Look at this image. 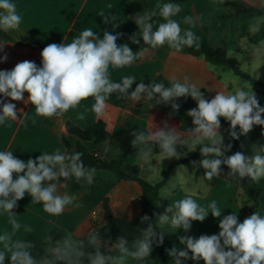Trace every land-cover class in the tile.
<instances>
[{"label": "clouds", "instance_id": "1", "mask_svg": "<svg viewBox=\"0 0 264 264\" xmlns=\"http://www.w3.org/2000/svg\"><path fill=\"white\" fill-rule=\"evenodd\" d=\"M257 6L264 10V0H258ZM156 8L165 22L159 23L154 30L156 11L135 15L138 31L129 37L133 44H140V37L145 45L153 49L167 44L174 54L185 47L200 49L196 34L190 29L183 30L182 34L180 23L172 19L181 12L180 4L164 3L156 5ZM99 15L104 23H110L113 19L104 13ZM21 21L16 4L11 0H0V30L5 33L17 30ZM183 22L195 26L191 16H185ZM262 25L264 15H254L249 21V31L258 32ZM120 35L105 31L101 38L99 33L86 28L70 43L49 44L40 53L41 66L34 61L24 60L11 70H0V95L33 105V124L38 116L61 117L89 97L94 98L91 111L98 118L106 114L109 107L106 102L113 93L118 94L117 99L134 103L154 101L152 107L162 103L171 104L173 112L180 108L175 102L178 98L191 97L196 107L186 113L192 118L193 125L186 132L178 130L168 121H163L162 127L151 121L146 131L132 133L134 139L131 143L139 149L140 158L148 161L153 156V145H158L163 159H180L199 149L203 159L191 161V164L205 170L206 180L219 177L221 166L226 165L229 169L227 177L233 181L240 182L247 178L259 183L264 178V145H253L252 156L241 151L225 155L232 145H225L220 132L221 117L229 123L226 131L234 140L246 136L254 126L264 127V107L260 105L251 82L243 81L232 91H216L211 99L205 97L196 84L190 83L187 76L183 82L171 78L167 87L162 82L145 84L141 81L130 92L136 77L124 76L120 82H114L110 79L109 67L130 66L141 59L148 49L133 52L127 43L118 45ZM4 46L5 42L0 41V52H3ZM227 55H233L231 49ZM249 55L254 61L264 64V39L251 46ZM6 60V54L0 56V62ZM258 78L259 74L256 73ZM25 92L28 93L26 100ZM0 105V124L9 118L17 119L16 104L0 100ZM78 119H84V114H78ZM178 147L187 151L178 152ZM83 155L79 151L69 153L57 148L52 153L43 152L35 159L29 157L24 161L15 157L12 151H0V212L7 214V223L11 225L10 232L5 230L0 234V264H127L129 258L145 264L153 245L163 244L165 232L162 229L165 226L188 232L193 221L203 222L209 213L214 218L221 217L222 211L215 200L204 207L187 196L170 204L163 214L154 213V222L147 214L143 215L140 222L147 223V228L141 229L131 242L126 236H118L114 243L105 241L96 230L87 231L80 239L68 233L54 242L49 233L39 241L42 254L36 253L37 243L17 236L22 225L16 219L14 209L27 194L33 204L42 203L45 212L53 215L63 213L74 204V198L67 192H58L61 178L65 181L74 178L77 183L86 182L89 185L94 182L96 169L85 166ZM218 227V234H202L198 238L180 236L179 241L184 248L173 247L165 251L173 258L174 264H183L189 259L203 260L204 264H264V216L260 212H254L242 222L237 213L232 212L219 220ZM24 231L31 233L32 229L24 226Z\"/></svg>", "mask_w": 264, "mask_h": 264}, {"label": "crops", "instance_id": "2", "mask_svg": "<svg viewBox=\"0 0 264 264\" xmlns=\"http://www.w3.org/2000/svg\"><path fill=\"white\" fill-rule=\"evenodd\" d=\"M11 2L16 4L22 21L19 29L7 32L14 41H2L5 42V46L3 52H0V56L6 54L7 60L0 62V70H11L18 62L24 60L34 61L38 66H41L40 53L44 47L52 43H70L86 28H91L94 32L99 33L101 38L105 31L114 35L119 33L121 35L117 40L118 45L133 44L129 37L138 31V26L134 22L135 15L156 11L154 30L159 23L165 22L159 16V9L156 8L158 4H180L181 12L172 19L180 23L182 34L183 30L190 29L201 42L204 38L205 28H207L209 44L214 48H224L227 52L229 49L232 52H241L246 47L245 39L248 38L242 36V27H249L252 16L264 15V10L257 6L258 0H11ZM100 13L112 17V21L104 23ZM216 13L230 14L231 17H219L215 15ZM185 16L193 17L195 26L185 24L183 22ZM254 33L249 31L250 35ZM138 39H140V44L134 45L140 49H148L141 59L123 68L109 67V76L114 82H120L124 76L136 77L130 92L134 91L136 85L141 81L148 84L149 80H153L159 75L169 80L175 77L180 82H183L184 77L187 76L189 82L196 84L200 90L206 89L209 99L215 96L216 91L231 90L228 81L224 79L225 70L217 71L203 57L180 52L174 54V50L164 47L153 49L149 45H145L142 38L138 37ZM117 95V93L110 95L106 102L109 105L106 114L99 118L91 111L94 98L89 97L81 101L77 108L69 109L61 117L38 116L35 124L31 119L35 115L33 105L25 104L23 101H12L10 98L0 95V100L16 104L18 111L16 120L9 118L4 124H0V151H12L15 157L24 161H27L29 157L35 159L43 152L52 153L57 148L69 153L76 152L79 151L77 137L66 133L67 123L70 122L79 128L86 129L102 120L107 125L106 130L93 140L86 142L87 149L105 161L118 157L120 152L124 151L126 160L123 169L126 172H131L133 167L139 164L140 175L149 181L155 178L161 170V165L155 156L158 153L153 151V156L148 161H143L140 158L139 149L132 146L131 141L134 139L132 133L137 130L146 131L151 121L162 127V122L168 120L163 118L164 115L161 112V114H156L158 110L153 109L147 100L134 103L117 99ZM24 97L26 100L27 92L24 93ZM80 113L84 114V119H78ZM171 125L180 130L178 121ZM64 136H66L69 146L65 144ZM261 145H264V142ZM94 178L117 181L115 173L105 169L96 170ZM196 180L198 182L199 179L196 178ZM122 183L134 182L119 184L124 206L132 208L138 203L140 187L138 186L140 192L137 195L127 199L121 190ZM90 188L91 185L83 182L78 191H73L70 180L60 181L58 192L60 194L67 192L74 198V204L68 206L60 215L45 212L42 203L33 204L32 198L26 194L22 200L18 201V206L14 209L17 214L16 219L22 225L17 236L26 237L37 243L35 252L42 254L39 241H42L45 235L50 233L55 242V240L61 239L62 235L73 234L76 227L91 213L89 207L83 202V197L90 191ZM129 192H132L131 186H128L126 195ZM240 193L237 185L222 177H216L213 185H210L205 179L204 187L193 189L180 186L167 192L165 209L177 200L191 196L204 207L215 200L222 214L220 218H214L209 213L203 222L193 221L188 232L182 228L175 230L165 226L162 231L165 232L163 242L166 249L173 247L183 249L184 246L179 241L180 236L187 235L198 238L202 234H218L220 231L219 220L232 212L237 213L239 221L242 222L248 216L239 202ZM75 204L80 206L75 207ZM258 212L264 216V192L259 197ZM24 226L31 227L32 232L25 233ZM5 230L10 232L11 225L7 223V214L0 212V234H3ZM73 236L79 239L74 234ZM155 250L156 247L153 245V251L145 264H160L154 255ZM127 264H139V262L129 258ZM168 264H174L173 258L169 255ZM183 264H204V261L189 259L183 261Z\"/></svg>", "mask_w": 264, "mask_h": 264}, {"label": "trees", "instance_id": "3", "mask_svg": "<svg viewBox=\"0 0 264 264\" xmlns=\"http://www.w3.org/2000/svg\"><path fill=\"white\" fill-rule=\"evenodd\" d=\"M215 15L223 18H230V14L216 13ZM208 30L205 28L204 38L201 42L200 49L197 51L195 48L185 47L180 53L190 54L195 57H203L209 65L220 66L223 69L231 70L235 75L243 78L245 81H250L252 86L259 87L255 93L258 97L259 103L264 107V82L253 78L248 73L244 72L240 68V63L227 55V50L224 48H214L208 42ZM242 36L248 37L252 44H257L260 40L264 39V25L261 26L258 32L249 34V27H242ZM1 41H14V39L7 33L0 30ZM129 47L133 52L139 51L140 47L134 44H129ZM169 50L167 44L161 46ZM138 61V60H137ZM162 82L165 86H169L171 80L166 79L164 76L159 75L153 80H149L148 84L152 82ZM207 97L206 89L200 90ZM158 98V94L157 97ZM152 107L154 101H149ZM180 105L178 111L173 112L171 104H158L152 108L161 112L165 117L173 118L179 122V129L186 132L188 128L193 127L192 118L186 113L188 110L196 107V102L191 98H178L176 101ZM264 118V116H262ZM221 127L225 130L229 128V123L220 118ZM106 123L102 120L94 123L86 129L79 128L72 123H67L66 133L73 134L77 137V147L79 152H82V161L87 167H94L96 170L105 169L115 173L117 181H110L104 178H94V182L91 184L90 191L83 197V202L89 207L91 213L85 217V219L76 227L73 234L77 238H82L87 231L96 230L100 232L101 237L107 241L115 242L118 236H126L129 241H133L135 237L139 235L141 229L147 228V223H141L140 218L147 214L154 222L156 216L154 213L163 214L165 212L166 198L161 194L162 189L168 184L171 177L172 169L178 165L188 163L192 160H201L203 157L197 151L187 154L181 157L179 160L165 166L161 175L162 178L155 183H151L144 179L140 175V165L137 164L133 167L131 172H126L123 169L126 155L124 151L120 152V155L109 161H105L97 154L90 152L86 147V142L93 140L95 137L101 135L106 130ZM253 129H257L261 132V136L264 139V127L254 126ZM237 131L239 129L237 128ZM64 142L69 146V142L64 136ZM225 145L231 144L232 149L235 152L242 151L240 147V138L234 140L230 137L229 140L224 141ZM153 151L159 153L158 145L154 146ZM229 169L222 167V172L219 177H222L235 185H237L241 191L239 196V202L246 213L250 216L254 212L259 210V197L264 192V178L259 183H253L245 178L243 181L236 182L230 177H227ZM71 181V188L73 191H78L82 183H77L75 179H69ZM216 177L211 181H208L210 185L215 183ZM64 181L63 178L60 180ZM121 182H134L140 187L141 193L137 198V204L132 208H127L123 203V196L119 188ZM251 204V206H249ZM155 257L159 260L160 264H168V254L165 251L166 247L163 242L160 246H155ZM102 251L105 249L102 248Z\"/></svg>", "mask_w": 264, "mask_h": 264}, {"label": "rangeland", "instance_id": "4", "mask_svg": "<svg viewBox=\"0 0 264 264\" xmlns=\"http://www.w3.org/2000/svg\"><path fill=\"white\" fill-rule=\"evenodd\" d=\"M245 45L246 47L241 52H233V55L231 57L236 59L240 63L241 70L248 73L255 79H256V73H258L259 74L258 80L264 82V64L261 65L262 61H254L253 58L249 55V50L251 46L254 44H252L249 38H247L245 39ZM213 67H215L216 70L219 72H221L222 70H225L226 74H224V79L228 81L227 82L228 85L231 86L230 91H232L235 87L239 86L243 81H245L243 78L235 75L229 69H223L220 66H213ZM252 87H253L254 92L260 89L259 87H256V86H252ZM156 114H161V113L159 111H156ZM163 118H165V120H168V123L170 125L173 122H177L173 118H169L165 116ZM220 132L223 135L224 141L230 139L228 132L223 127H221ZM262 142H264V139L261 136V132L257 129H252V131H250L246 136L244 135L240 136V147L243 153L247 156L253 155V151H252L253 145L259 146L261 145ZM177 151L178 152L187 151V149H181L178 147ZM191 153L193 152H189L188 154H191ZM233 153L234 151L231 148V150L225 153V155H232ZM155 156H157L158 158L159 164L161 165V170L155 178H152L149 180V182L151 183L158 182L162 178L161 171L165 166H169L170 164L179 160L176 158H164L163 159V157L159 153L156 154ZM221 167L225 168L227 166L222 165ZM204 172L205 170L202 167H193V165L191 164V161L174 167L172 169L171 177H170V180L168 181V184L161 191L162 196L165 198V195L167 192H170L172 189L176 187H180V186L186 187V188L189 187L193 189L204 187L205 186ZM196 175L198 176L196 177ZM196 178L199 179L198 182ZM128 186H131L132 192L131 193L129 192L126 195V190ZM121 190L124 193V197L127 196V199H131V197L137 195L140 192L138 185L135 183H122Z\"/></svg>", "mask_w": 264, "mask_h": 264}]
</instances>
